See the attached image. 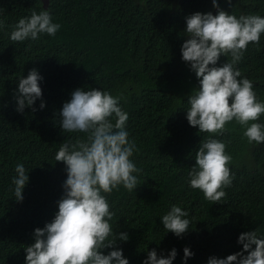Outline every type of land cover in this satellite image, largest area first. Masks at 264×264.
<instances>
[{
    "label": "trees",
    "instance_id": "obj_1",
    "mask_svg": "<svg viewBox=\"0 0 264 264\" xmlns=\"http://www.w3.org/2000/svg\"><path fill=\"white\" fill-rule=\"evenodd\" d=\"M218 3L237 17H264V0ZM43 9L61 25L56 35L11 41L10 26ZM213 9L212 0H48L47 6L42 0H0V20L6 24L0 30V264H25L24 248L34 243L35 229L58 212L67 173L55 155L62 143L86 135L63 132L60 126V110L76 89L120 96L129 116L128 138L138 149L130 159L142 170L133 173L137 189L129 192L120 185L102 193L115 213L113 232L129 237L117 241L129 264H143L152 249L167 257L173 248V264H185V247L194 253L186 264H207L211 256L241 251L243 232L258 229L264 236V144H249L235 120L226 123L223 135H215L199 134L186 119L188 98L199 87L182 59L181 47L189 39L186 17ZM226 60L222 55L217 66ZM236 67L264 102V34L258 46L248 44ZM32 69L42 77V98L20 113L19 78ZM257 122L264 123V115ZM210 135L224 142L232 157L227 165L232 184L215 204L188 180L195 151ZM20 163L29 176L22 202L15 199L12 184ZM173 205L189 213L190 227L182 237L162 224ZM111 250L103 251L107 255Z\"/></svg>",
    "mask_w": 264,
    "mask_h": 264
},
{
    "label": "clouds",
    "instance_id": "obj_2",
    "mask_svg": "<svg viewBox=\"0 0 264 264\" xmlns=\"http://www.w3.org/2000/svg\"><path fill=\"white\" fill-rule=\"evenodd\" d=\"M231 3V0H228ZM213 11L196 12L186 17L187 39L182 47V59L190 64L199 80V87L189 96L186 119L200 133L223 135L226 123L235 120L243 128L248 143L264 144V123L257 122L264 115V102L258 100L253 83L236 65L243 59L248 44H260L264 34V17L249 14L237 17L220 8L212 0ZM217 9V13H216ZM214 12V13H213ZM6 24L0 20V30ZM12 28L13 42L37 40L40 34L55 36L61 25L53 22L49 10L20 18ZM227 57L217 66L221 56ZM42 77L32 69L18 82L17 111L23 113L42 98L39 81ZM120 96L100 89H76L71 99L60 110L63 132L85 133L75 142L62 143L55 155L57 162L66 165L67 179L64 195L58 201V212L43 228L34 231V243L27 245L25 264H129L117 241H127V233L113 232L110 221L115 213L110 210L106 196L123 185L129 192L137 189L142 170L130 159L137 151L135 141L129 140L126 130L128 113L120 106ZM45 103H41L43 109ZM35 110V109H33ZM113 120L115 121L113 123ZM195 164L188 173L189 186L203 192L213 204L226 196L223 190L232 184L228 164L232 157L226 144L212 138L200 141L195 151ZM12 178L15 199L22 202L23 190L29 182L23 163L15 166ZM189 213L173 205L161 217L167 232L182 237L190 227ZM259 230L243 232L238 243L242 250L226 258L211 256L207 264H264V236ZM104 249H112L104 254ZM194 253L184 248V261ZM177 250L167 257L158 256L156 249L148 251L143 264H173Z\"/></svg>",
    "mask_w": 264,
    "mask_h": 264
},
{
    "label": "water",
    "instance_id": "obj_3",
    "mask_svg": "<svg viewBox=\"0 0 264 264\" xmlns=\"http://www.w3.org/2000/svg\"><path fill=\"white\" fill-rule=\"evenodd\" d=\"M42 3H43L44 6H47L48 0H42Z\"/></svg>",
    "mask_w": 264,
    "mask_h": 264
}]
</instances>
